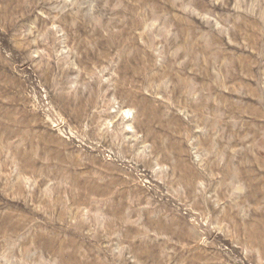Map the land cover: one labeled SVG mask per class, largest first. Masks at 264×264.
Instances as JSON below:
<instances>
[{
	"label": "rangeland",
	"instance_id": "1",
	"mask_svg": "<svg viewBox=\"0 0 264 264\" xmlns=\"http://www.w3.org/2000/svg\"><path fill=\"white\" fill-rule=\"evenodd\" d=\"M0 264H264V0H0Z\"/></svg>",
	"mask_w": 264,
	"mask_h": 264
}]
</instances>
